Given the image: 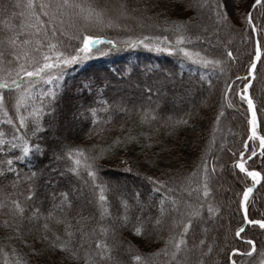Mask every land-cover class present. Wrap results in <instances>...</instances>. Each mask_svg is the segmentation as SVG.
<instances>
[{"label":"snow or ice","instance_id":"1","mask_svg":"<svg viewBox=\"0 0 264 264\" xmlns=\"http://www.w3.org/2000/svg\"><path fill=\"white\" fill-rule=\"evenodd\" d=\"M258 8L261 12L256 15ZM177 15L186 19H174ZM110 30L124 35L110 37L105 34ZM237 34L249 46L250 59L244 76L225 82L223 99L236 90V81L246 80L239 96L250 115L242 150L227 149L231 153L227 174L241 187L235 201L241 219L234 232L231 226L224 231L223 242L216 222L225 213L234 215L233 201L216 197L223 187L216 183L219 157L209 160L223 105L191 170L181 163L189 141L178 135L181 130L196 133L201 112L213 103L211 79L206 81L207 95L197 96L191 83L179 85L184 89L183 97H178L184 109L179 117L161 115L158 104L138 108L124 98L86 109L95 125L100 123V112L107 116L105 125L122 114L136 113L139 124H147L149 131L137 132L122 123L120 135L103 147L61 150L57 159L67 167L58 174L69 181L75 178V187L49 192L39 183V173L22 175L14 166L40 150L27 133L39 139L42 117L53 112L61 83L73 66L116 51L144 48L218 69L223 75L238 59L231 47ZM262 64L264 0H253L245 11L237 0H0V153L9 157L20 153L15 159L0 160L3 264H264V214L252 218L249 212L257 185L264 188V120L257 118L258 111H264L258 107L264 106V74L258 76ZM171 80L172 74L166 75L160 87ZM257 81L259 94H254L250 89L257 88ZM204 82L202 78L201 87ZM104 131L99 128V133ZM99 133L93 130L91 136L99 138ZM137 151L157 175L134 171L131 164L140 162H131V154ZM105 158L117 160L124 173L146 180L151 193L133 191L118 177L106 179L101 174ZM219 167L223 173L224 166ZM249 227L260 231L259 241L247 237ZM230 234L245 242L244 250L226 243ZM157 242L160 246L153 248Z\"/></svg>","mask_w":264,"mask_h":264},{"label":"trees","instance_id":"2","mask_svg":"<svg viewBox=\"0 0 264 264\" xmlns=\"http://www.w3.org/2000/svg\"><path fill=\"white\" fill-rule=\"evenodd\" d=\"M260 12L261 9L258 8L255 14L259 15ZM174 19H186V15L183 17L177 15ZM105 34L110 37L124 35V33L118 30H110ZM236 37L232 41L231 47L234 54H237L238 59L232 64L231 70L223 75L219 73L218 69L204 67L191 61L182 62L181 58L176 55H170L166 52H154L144 48L116 51L107 56L93 58L84 64L73 66L66 73L65 79L61 83L58 98L53 104V112H45L42 117V130L39 133V139L33 137L30 131L27 133L32 144L40 145V150L34 151V154H29L24 159L17 161L14 166L20 170L22 175L28 174L30 171L39 173V183L42 186H47L48 191H63L66 190L67 185L75 187V178L69 181L66 178H61L58 174L59 172H63L67 167V164L57 159L61 150L66 151L67 149L76 147H90L93 144L103 147L105 142H110L111 139H115L116 136L120 135V124L122 123L126 127H135L137 132L149 131L147 124H139V115L136 113L122 114L114 122L105 125L103 121L107 119V116L103 112H100L98 114L100 123L99 125H95L92 122L94 117L86 113V109L104 107L100 101H107L108 105H112L124 98L130 102H134L138 108L143 104L145 108L152 109L156 108L158 104L160 109H162L161 115L170 114L174 117H179L183 114L184 110L181 99L178 98L183 97L184 89L179 85L191 83L195 85L197 96H199L200 92L207 95L206 81L211 79L213 83V103L210 108H206L201 112V117L197 120L198 127L196 133L193 135L190 130L188 132L181 130L178 135L182 140L187 139L189 141L190 147L182 153L184 158L181 163L185 169L191 170L192 166L199 161L201 148L212 135L211 130L215 115L220 110L221 105H223L224 115L215 133L216 145L214 146L213 153L209 155V160L212 159L213 155H216L219 157L216 163L219 161L223 162V174L227 180L228 188L231 189V193H225L223 189H220L216 192V197L228 200L231 198L233 201L230 211L234 215L229 216L225 213L223 220H219L220 225L222 224L224 229H217V235L223 242L224 231L231 226L234 232L235 228L239 226L238 222L241 219L240 214L236 212L237 205L235 203L241 187L235 184L227 174L231 167V153L227 149L230 148L233 152L242 150V141L247 139V121L249 118L247 104L241 101L239 96V91H242L243 84L247 82L246 80L236 81V90L229 91L227 99H223V92L226 90L225 82L233 83L232 77L244 76L250 59L249 46L242 44L240 37L237 41ZM259 69L258 76L264 74V64L260 65ZM168 74H172V80L161 88L160 82ZM202 78L205 81L203 87L200 84ZM150 87L152 94L149 97L148 89ZM157 88H160L159 93H157ZM40 90L38 89L37 92ZM43 90H47V88L45 87ZM250 92L259 94V81H257V88L255 90L250 89ZM159 99L162 100L161 103H157ZM171 99L175 103H171ZM229 102H231L232 107L228 106ZM128 105L131 108L132 104L129 103ZM258 107L264 106L258 105ZM236 113L240 115V119L235 120L233 118L235 121L227 122L229 117ZM257 118L258 122L264 120V111H258ZM2 119L3 117L0 116V120ZM3 127L6 129V126ZM99 128H104L105 131L99 133ZM93 130L99 133V138L91 136ZM222 133H225V135L222 136ZM168 142L170 143L171 141L168 140ZM221 145H223V148L220 147ZM19 154V151H15L9 157L0 153V160L7 158L15 159ZM143 159L138 151L131 154V162H140L139 164H131L134 171L138 169L142 176L157 175L156 169L143 164ZM258 159L257 170H260ZM102 163L105 167L102 169L101 174L106 179L111 175L121 174L130 179L127 183L130 182L128 186L131 190L140 191L145 196L151 193V185L146 180L124 173L121 170L122 166L118 167L117 160L105 158ZM53 170H57V172L54 173ZM216 183H218V179ZM57 185H61L62 188L60 189ZM253 199L254 204L250 207L249 212L252 218H260L261 214H264V188L260 185H257ZM246 233L248 238L255 237L258 241L261 238V233L258 229L249 227L246 228ZM136 242L139 243V241ZM226 243L231 247H238L241 250H244L246 247L243 240L231 234L228 236ZM159 246L160 244L157 242L153 245V248ZM24 251H27V249H24ZM0 264H3L2 258H0Z\"/></svg>","mask_w":264,"mask_h":264},{"label":"rangeland","instance_id":"3","mask_svg":"<svg viewBox=\"0 0 264 264\" xmlns=\"http://www.w3.org/2000/svg\"><path fill=\"white\" fill-rule=\"evenodd\" d=\"M252 3H253V0H238V4H239V7H240L241 11H245V10L249 9V7H250V5H251ZM237 27H238V28L240 27L239 24L237 25ZM239 37H240V35L238 34V36L236 37L237 41L239 40ZM170 101H171V103H175V101H174L173 99H171ZM172 101H173V102H172ZM161 102H162L161 99L157 100V103H161ZM128 107L130 108V105H128ZM231 117H232V118H231ZM231 117H229V119L227 120V122H233V121H235V120H239V119H240V115H239L238 113H236L235 115H233V116H231ZM233 118H234L235 120H234ZM226 131H227V130H226ZM223 135H225V133H222V136H223ZM220 147H221V146H220ZM220 165H223V162H222V161H219V162L217 163V175H218V183H217V185H218V186H220V185L223 186V187L220 188V189L228 188L229 186H228L227 180H226L224 174L220 172V167H219ZM117 177H118L121 181H125V182L130 181V179H127L126 177H124V175H121V174H114V175H111V176L108 177V179H113V180H115V179H117ZM126 179H127V180H126ZM44 181H45V182H48V181H46V180H44ZM48 183H50V182H48ZM129 183H130V182H129ZM129 183H127V184L129 185ZM50 184H51V183H50ZM59 188L61 189L62 186L59 185ZM47 189H48V187H47ZM49 192H51V191H49ZM228 193H231V192L229 191ZM147 196H148V195H147ZM230 200H231V198H230ZM231 208H232V207H231ZM219 226H220V223H219V221H217V222H216V227H217V229H221V230L224 229V228H220ZM223 227H224V226H223ZM222 232H223V231H222ZM220 241H222V239H221Z\"/></svg>","mask_w":264,"mask_h":264},{"label":"water","instance_id":"4","mask_svg":"<svg viewBox=\"0 0 264 264\" xmlns=\"http://www.w3.org/2000/svg\"><path fill=\"white\" fill-rule=\"evenodd\" d=\"M250 115V114H249Z\"/></svg>","mask_w":264,"mask_h":264}]
</instances>
